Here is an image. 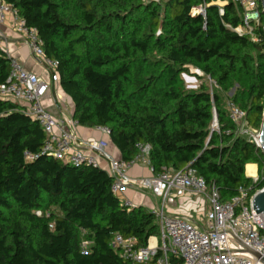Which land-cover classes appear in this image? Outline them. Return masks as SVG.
Returning a JSON list of instances; mask_svg holds the SVG:
<instances>
[{
  "label": "trees",
  "instance_id": "obj_1",
  "mask_svg": "<svg viewBox=\"0 0 264 264\" xmlns=\"http://www.w3.org/2000/svg\"><path fill=\"white\" fill-rule=\"evenodd\" d=\"M4 2L38 31L46 56L58 62L59 83L74 103L78 126L107 128L123 161L138 156L137 144H148L154 176L193 166L223 202L241 186L252 193L264 188V154L236 135L228 110L235 104L246 112L248 127L260 130V3V23L240 36L234 29L242 12L233 0ZM199 7L204 14L196 12ZM190 68L204 74L195 90L180 79ZM9 73V57L0 49V86ZM214 110L220 134L212 132ZM25 111L0 98V264H129L110 244L119 234L145 248L160 233L152 212L126 208L103 169L42 155L46 134ZM250 164L258 166L256 183L245 173Z\"/></svg>",
  "mask_w": 264,
  "mask_h": 264
},
{
  "label": "built area",
  "instance_id": "obj_2",
  "mask_svg": "<svg viewBox=\"0 0 264 264\" xmlns=\"http://www.w3.org/2000/svg\"><path fill=\"white\" fill-rule=\"evenodd\" d=\"M242 12V23L234 29L240 36L251 35L253 26L260 23L261 10L259 0H233ZM218 4V3H217ZM223 14L224 3L218 4ZM204 14V9L196 8ZM11 18L17 33L26 38L34 59L43 65L50 74L53 83H59L58 62L49 59L44 52V43L36 29L30 28L17 10L0 0V23ZM10 73L7 83L0 86V98L20 102L25 105V113L43 129L46 134L42 155L54 158L75 167H99L98 159L109 162L108 174L113 179L112 191L117 196L126 188L136 186L149 191L159 201L152 210L159 228V235L148 240L145 248H139L135 238H123L117 234L110 246L121 252L122 258L129 264H264V212H254L253 200L258 192L253 188L239 187L238 194L231 201L223 202L215 185H209L198 176L197 170L188 166L182 171L163 170L151 178L132 180L127 175L130 165L141 161L149 165L151 146L137 144L138 156L131 162L116 161L106 152L104 141H81L74 127L77 122L65 113L55 117L43 105L50 84L36 74L28 72L16 58H9ZM195 74L203 77L200 70ZM211 87L217 88V82L209 78ZM230 120L237 126L236 135L246 136L259 148L260 130L251 129L246 122L247 114L233 103L228 105ZM110 134L107 128H100ZM212 132L220 134L217 114L214 110ZM231 131H227L230 134ZM26 159H35L25 153ZM151 167V166H150ZM152 169V168H151ZM254 183L259 180L250 177ZM264 179V177H263ZM193 192L206 201L209 210L203 217L204 224L198 227L190 221L167 213L166 206L175 193ZM130 209L136 208L128 199L120 200ZM40 213V212H39ZM41 215V214H40ZM87 243L83 244V250ZM254 252L259 259L252 255Z\"/></svg>",
  "mask_w": 264,
  "mask_h": 264
},
{
  "label": "crops",
  "instance_id": "obj_3",
  "mask_svg": "<svg viewBox=\"0 0 264 264\" xmlns=\"http://www.w3.org/2000/svg\"><path fill=\"white\" fill-rule=\"evenodd\" d=\"M0 49L9 58H16L20 61L28 72L36 74L50 84V89L43 100V105L52 115L58 117L61 113H65L73 118L75 109L73 101L64 93L60 83H53L46 68L34 59L26 38L16 32L11 18H7L4 23H0ZM18 103L25 107L23 103ZM74 131L81 141L106 142L108 145L106 152L112 159L116 161L122 160V153L113 144L110 134L104 133L100 128H86L78 125L74 127ZM98 164L101 169L108 173V161L99 158ZM255 167L256 172H258V166L255 165ZM127 175L132 180L151 178L154 176L151 167L143 164L141 161L130 165ZM247 177L250 178L251 176ZM118 198L120 200L128 199L135 206L144 207L149 211L154 210L159 205V201L154 198L149 191H142L136 186L126 188L118 195ZM208 210L209 208L206 201L193 192L175 193L172 195L171 202L166 206L168 214L182 217L198 227L203 226V217Z\"/></svg>",
  "mask_w": 264,
  "mask_h": 264
},
{
  "label": "water",
  "instance_id": "obj_4",
  "mask_svg": "<svg viewBox=\"0 0 264 264\" xmlns=\"http://www.w3.org/2000/svg\"><path fill=\"white\" fill-rule=\"evenodd\" d=\"M259 2L264 12V0H259ZM258 141H259V149H261V151L264 154V115H263L262 123L260 126V135H259ZM191 167L193 168V166ZM253 207H254V212L256 215L264 212V191L258 192L255 194L254 200H253ZM248 252H250L252 255H254L256 258L259 259V256L255 254L254 252H251L249 250Z\"/></svg>",
  "mask_w": 264,
  "mask_h": 264
},
{
  "label": "rangeland",
  "instance_id": "obj_5",
  "mask_svg": "<svg viewBox=\"0 0 264 264\" xmlns=\"http://www.w3.org/2000/svg\"><path fill=\"white\" fill-rule=\"evenodd\" d=\"M156 2H160L161 0H155ZM218 4H220V2H218ZM199 10V8H197ZM162 14H163V10H162ZM199 70L196 68H190L188 73H182L180 75V79L182 81V83L189 89V90H195L197 88H199L201 85H203V80H199L197 78H199V76L197 77V75L195 74V71ZM220 91V90H218ZM246 173V170H245ZM247 174V173H246ZM38 216H40L41 213L37 212L36 213Z\"/></svg>",
  "mask_w": 264,
  "mask_h": 264
},
{
  "label": "bare ground",
  "instance_id": "obj_6",
  "mask_svg": "<svg viewBox=\"0 0 264 264\" xmlns=\"http://www.w3.org/2000/svg\"><path fill=\"white\" fill-rule=\"evenodd\" d=\"M255 165H249L246 167L247 176L256 177Z\"/></svg>",
  "mask_w": 264,
  "mask_h": 264
}]
</instances>
